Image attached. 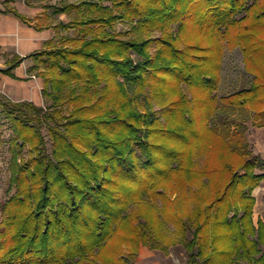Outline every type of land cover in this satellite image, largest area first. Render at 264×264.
Returning <instances> with one entry per match:
<instances>
[{
    "label": "trees",
    "instance_id": "1",
    "mask_svg": "<svg viewBox=\"0 0 264 264\" xmlns=\"http://www.w3.org/2000/svg\"><path fill=\"white\" fill-rule=\"evenodd\" d=\"M74 11L57 27H76L71 45L52 40L32 56L46 66L49 107L0 97L16 187L0 222V264H128L140 243L177 242L188 264H264L253 195L264 160L239 126L217 124L229 102L264 126V0H96L55 12ZM119 21L131 28L117 32ZM235 48L254 79L220 98ZM27 146L37 156L21 163ZM201 150L219 155L204 180L189 169Z\"/></svg>",
    "mask_w": 264,
    "mask_h": 264
},
{
    "label": "rangeland",
    "instance_id": "2",
    "mask_svg": "<svg viewBox=\"0 0 264 264\" xmlns=\"http://www.w3.org/2000/svg\"><path fill=\"white\" fill-rule=\"evenodd\" d=\"M85 1H96V0H58L56 5H61L63 3L73 2L79 4ZM54 9H51V13ZM64 19L66 23L72 24L71 22L78 16V13L74 11L70 14H64ZM56 18V17H55ZM131 28V24L119 21L115 25V30L117 32H124ZM153 37L159 36V33H153ZM77 36L76 27H71L70 29L62 28L58 32L59 43L66 44L70 46L71 44L67 42L69 39H73ZM33 64L37 67L31 73L36 76V80L31 90L35 92V95H31L27 98H21V101H33L36 105L44 108L49 107V102L43 97L44 80L40 76L42 72L45 71L46 66L37 60H31ZM254 76L246 71V65L244 62V54L240 48H235L233 50L228 49L224 56L223 70H222V81L219 89V97L226 98L235 93L242 91L243 89L250 88ZM6 89V87H5ZM0 89V97L3 101L7 102L6 99L11 98V95L7 90ZM130 93L134 94V86H130ZM14 100V99H13ZM220 115L217 117V124L221 131H229L234 133L237 126L242 133L243 141L248 146L249 151L252 155L259 156L264 160L262 154H258L256 150L255 143L257 139L264 140V134H257V130L264 127L258 119L255 118L254 112L249 110L248 107H240L239 105H233L229 102H221ZM13 128L10 123L9 118L0 106V222L5 217V207L8 202L16 193L15 183L13 182V154L10 149L11 139L13 137ZM38 131L43 134L47 140V154L52 152V140L48 132V128L43 126H38ZM263 138V139H262ZM21 143V141H20ZM195 161L192 163L190 169V174L195 178L204 180L210 173V170L215 166L216 160L219 159V155L216 151L214 154H210L209 151H199ZM37 154L33 152L30 146H27L24 150V154L19 157V162L25 163L31 161L32 158H36ZM258 174L264 173L263 168H258L256 170ZM210 176V175H209ZM203 182V181H202ZM254 197L256 198V205L254 208V221L258 225L261 220L264 222V181L261 185L254 191ZM175 199V196H173ZM161 201H157L158 206H162ZM190 210H193V205L190 206ZM172 233L170 237H176V229L174 226L171 228ZM162 229H159V232ZM134 252V254H133ZM127 251L126 255L131 257H126L125 259L129 261L128 264H188L187 250L185 246L181 243H176L169 248H160L156 246L146 245L145 243H140L139 247L135 250Z\"/></svg>",
    "mask_w": 264,
    "mask_h": 264
},
{
    "label": "crops",
    "instance_id": "3",
    "mask_svg": "<svg viewBox=\"0 0 264 264\" xmlns=\"http://www.w3.org/2000/svg\"><path fill=\"white\" fill-rule=\"evenodd\" d=\"M58 0H0V89H6L13 102L35 95L31 90L37 67L31 60L52 40H58V25L66 23L57 14ZM51 9L54 12L51 13ZM56 17V18H55ZM67 24V23H66ZM18 63L15 69L14 64ZM34 103V102H33ZM257 134H264V127ZM263 139V138H262ZM256 150L264 156V140L257 139Z\"/></svg>",
    "mask_w": 264,
    "mask_h": 264
}]
</instances>
